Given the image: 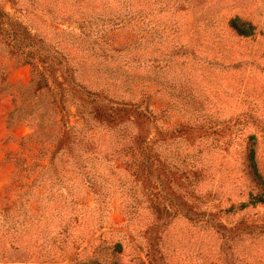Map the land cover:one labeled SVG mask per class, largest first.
<instances>
[{
    "label": "rangeland",
    "instance_id": "rangeland-1",
    "mask_svg": "<svg viewBox=\"0 0 264 264\" xmlns=\"http://www.w3.org/2000/svg\"><path fill=\"white\" fill-rule=\"evenodd\" d=\"M160 1L154 43L98 57L109 81L75 74L110 105H147L153 117L130 111L112 131L85 125L87 175L64 186L59 207L36 197L0 213V264H264V0ZM233 18L252 34L237 35ZM31 77L0 47V206L31 132L8 115ZM136 135L155 137L151 150L130 142ZM155 155L160 166L145 175L141 163ZM65 156L59 166L70 170ZM169 203L179 211L157 209Z\"/></svg>",
    "mask_w": 264,
    "mask_h": 264
},
{
    "label": "trees",
    "instance_id": "trees-1",
    "mask_svg": "<svg viewBox=\"0 0 264 264\" xmlns=\"http://www.w3.org/2000/svg\"><path fill=\"white\" fill-rule=\"evenodd\" d=\"M109 1L98 5L96 0H0V47L9 59L29 67L32 75L29 85L14 97L8 115L11 121L28 124L31 132L20 141L12 158L14 170L7 188L11 196L0 206V213L20 211L36 197L44 198V210L60 206L64 186L89 171L81 160L82 153L92 152V140L88 137L83 143L85 125L95 122L112 131L115 121L130 111L138 119L153 117L147 105H110L105 97L92 94L75 80L77 74L84 81H109L113 75H108L106 67L102 69L98 57L142 51L155 42L157 29L151 22L162 1ZM143 26L149 29L142 30ZM229 27L242 37L252 34V27L238 18L231 19ZM124 32L129 34L124 43L108 41L112 34ZM130 142L149 150L155 137L136 135ZM63 155L73 162L70 170L59 166ZM250 162L254 170L251 157ZM159 163L156 155L144 160L145 175ZM260 202L264 199H258ZM169 204H159L157 209L167 215L179 211L176 204ZM197 209L189 206L191 212Z\"/></svg>",
    "mask_w": 264,
    "mask_h": 264
}]
</instances>
